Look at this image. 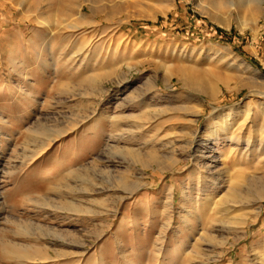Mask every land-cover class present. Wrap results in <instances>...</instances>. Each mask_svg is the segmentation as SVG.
<instances>
[{
	"label": "rangeland",
	"instance_id": "374dc122",
	"mask_svg": "<svg viewBox=\"0 0 264 264\" xmlns=\"http://www.w3.org/2000/svg\"><path fill=\"white\" fill-rule=\"evenodd\" d=\"M248 105L261 123L260 0H0V264H154L170 217L168 253L186 239L196 264H259L264 203L232 208L228 195L264 185V163L236 175L223 160L239 131L206 134L230 110L238 128ZM201 147L232 183L209 189L212 220L191 230L181 201ZM112 159L125 165L115 178L101 173Z\"/></svg>",
	"mask_w": 264,
	"mask_h": 264
},
{
	"label": "bare ground",
	"instance_id": "6f19581e",
	"mask_svg": "<svg viewBox=\"0 0 264 264\" xmlns=\"http://www.w3.org/2000/svg\"><path fill=\"white\" fill-rule=\"evenodd\" d=\"M260 3L262 5H264V0H260ZM254 37L256 38V36H254ZM161 66H164V65H161ZM166 68H164V69H166L165 71H166L167 75H169V77L170 76H173L174 74H178V75L185 76L184 79L186 77L189 78V80L192 79V77L187 76L186 75L187 73H185V71H187L188 68L187 69H184V67H182L183 68L182 69L180 67L179 68L180 70H176L175 67H174V69H172V68H170V66L169 67L167 66ZM190 72H191V70H190ZM195 72H196V70H195ZM174 77H176V76H174ZM194 79H192L193 82H194ZM196 79H195V81L197 82ZM202 81H204V80H202ZM198 82H200V81H198ZM187 83H189V82H187ZM191 85H195V84L192 83ZM196 86H198V85L196 84ZM187 87H190V86H188V84H185V88H187ZM192 88H193V86H192ZM207 90H208V88H207ZM197 109L194 110L195 111V114L200 115L203 112V109H199V110H197ZM250 111H251L250 110V105L246 106L245 111H244L245 118L242 121L241 125L238 126V128H236V126H237L238 123H235V122L233 123L232 122V117L234 116V112H233V110H230V111H227V112L223 113L221 116L219 115L217 118L216 117L215 118L213 117L214 119H211L210 120L209 125H208V128L206 130L207 131L206 132L207 135L208 134H210V135L214 134V132H215L214 131V127L215 126L218 127V129L222 133H224L225 135L226 134H231V132H234L235 129H236V131H239L236 135L234 133H232V134H234L233 137H229V136L226 135L227 136V141L230 144H232L233 147L234 146L235 147L233 149H231V151L234 150L233 152H231V151L229 152V150H228V152L230 154L229 153H228V155H225L224 154L225 155V157H224L225 159L223 158L224 159L223 160V162H224V167L223 168H225V169L226 168L231 169L232 171L236 172L235 173L236 175H238L239 170L242 169V168L243 169L245 168V169H248V170L249 169H252L253 170V168H255V166L258 163L259 164H263L264 163L263 162L264 161V121H263L264 118H263L262 122L260 123V121L258 120V118H252L250 116V113H251ZM120 138H122V137L120 136ZM119 139H117V140H119ZM114 149H116V147ZM118 149H119V147H118ZM120 149H119V151H120ZM200 149L201 150H198L199 152H197L198 153L197 159L194 157V159L197 160V161L194 164L193 170L190 173V177L188 178L189 180L185 183L186 184L185 185V196H184L183 200L181 201V202H183L181 208H183L184 213L186 214L185 215L186 218H183L184 220L182 219L183 220V223L182 224H184V225L187 224V227H186L187 229L190 228V227L191 228H194L193 225H197V224L199 225L200 223L203 224V223H206V222H210L212 220L211 219V215H212V212L214 211V206H213V203H212V200H211V196L209 195V189L211 187H213L212 191H215L218 188L221 189L225 182H228L229 181V182L232 183V180L231 179H227V177H226V179H227L226 181H221L220 179H221L222 174H220L217 177H215L216 176V172L215 171L213 172V170H214V168H216L214 166V164L216 163V160H215L216 158L211 155L212 153L211 154H208V150L206 151L207 147H205V148L201 147ZM156 155L150 154L147 157H148L149 160H153V161L154 160H157L156 162L159 161L160 162L159 165H161L160 167L162 168L163 165H162V163L160 161L161 160V157H159L160 158V160H159V158ZM229 155L230 156H233V162L234 161L236 162L235 165H233V164L232 165L227 164L226 159L229 158ZM139 156L140 155L136 156V158L138 159ZM146 164H147L146 162H143L142 165H140V163L135 162L134 164H132V165H134V167L132 166V170L133 171H136V170L139 171L140 170V168H138L139 165L142 167L143 170H145L147 168ZM123 166H125L123 162L115 161L113 159L112 160H108L106 162L105 171H101V173L107 174V175H104L106 177L107 176L114 177L113 176V174H114V171L113 170L116 169V168L118 169L120 167L122 168ZM165 169H166L165 167L162 168V170H165ZM51 170H52V168L49 167V169H47V171L45 172V174L44 175H41V180L47 179V177H48L47 175L50 174V173H52ZM217 171H219V170H217ZM226 172H228V170ZM224 174H225V172H224ZM232 174H233V172H232ZM231 176L229 174V177H231ZM120 182H122V181H120ZM246 182H247V183H245L246 184V188L244 187L245 190L247 189L246 191L245 190H242V191L240 190V192H238V191H236V189L234 187L231 188V191H230V193L228 195L229 198L231 199V201L233 202V206H231V207L234 208L235 206H241L242 207L244 205H249V206H246V207L251 208V206L252 207H256L257 206V210H258V212H260L262 210V204L264 203V185H261V186L256 187L254 184H257V183H255L253 180H251V181L250 180H247ZM253 185L256 187L255 189H254V187H252ZM139 187H140V185H139ZM135 188H137V187H135ZM135 188H133V186H132V188L129 187V186L128 187L126 186V189H124V191H127L126 192V196L127 197H131V195L134 194V192H135ZM244 188H241V189H244ZM251 197H253V198L250 201L249 199ZM187 206H189V207L186 208ZM143 208L144 209H147L149 207L147 206V204H143ZM228 209H231V208L228 207L227 210ZM224 211H225V209L223 210V212ZM166 218H168V217H166ZM245 219L246 218H242V219L235 220L234 225L236 226V228H234V229L235 230L236 229H238V230L239 229L240 230L242 229V230L245 231V228H244L246 226V220ZM172 223H173L172 222V217H170L167 220V222L165 223V225H164L163 233L160 232L161 233L160 234L161 236L159 235L160 237L157 239V245L158 246H157L156 252L154 254V258H153L154 259V262H155L154 264H166L168 260L171 261V264L178 263V262H176L178 260H185V261H188L189 264H196L195 261H196V258H197V255L198 254L193 249H191L190 246L188 245L187 242H189V240L187 241L186 239H183L182 242L180 241V243L177 246H175L171 251L169 250V253L167 252L166 248L164 247L165 241L168 239L169 232H170V230L172 228ZM193 232H195V231H193ZM184 234H185V232H184ZM186 235H188V234H185V236ZM183 237H184V235H183ZM261 243H263V242L261 241ZM15 252L18 254L17 256H18L19 259H21V261L22 260L24 261V260H35L36 259L35 257H31L29 254L25 253V251H17L16 250ZM22 252H24V253H22ZM39 253L40 252L38 251L36 254H39ZM57 257L60 258L61 255L58 253V256ZM260 258L261 259H260L259 264H264V253H263L262 257H260ZM50 259H54V258L51 255H49V257L48 256H44V257L41 258V260L44 261V262L50 261Z\"/></svg>",
	"mask_w": 264,
	"mask_h": 264
}]
</instances>
